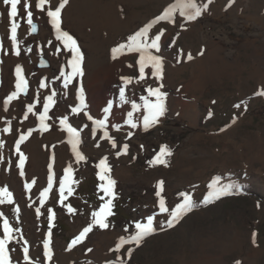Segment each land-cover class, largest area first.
I'll return each mask as SVG.
<instances>
[{
	"label": "rangeland",
	"instance_id": "374dc122",
	"mask_svg": "<svg viewBox=\"0 0 264 264\" xmlns=\"http://www.w3.org/2000/svg\"><path fill=\"white\" fill-rule=\"evenodd\" d=\"M30 2L38 30L30 31L22 0L16 21L21 52L17 56L10 39V6L0 0V188L6 187L13 197V203L5 200L0 204V238L5 218L20 230L13 233L16 239L8 245L14 264H26L24 246L29 248L33 264H119L120 260L125 264H264V96L256 95L264 89V0H213L195 21H184L178 13L176 24L161 21L150 36L154 38L158 30L164 32L160 51L153 50L163 58V80L153 77L147 67L145 79L139 82V54L125 52L113 59L112 49L127 43L128 37L175 0H68L61 12V27L84 54V75L67 89L63 77H57L61 71L70 72L67 61L72 54L55 39L46 14L49 5L41 12L35 8V0ZM50 3L54 10L59 0ZM189 52L194 57L190 61L186 58ZM18 65L28 81L27 92L5 105L16 90ZM121 77L133 78L125 88L127 102L119 99V89L124 86ZM41 83L46 86L41 88ZM161 83L160 91L167 93V111L145 131V109L134 111L132 102L143 105L146 89ZM81 84L87 107L73 113L72 108L79 107ZM53 91L55 103L45 120L49 128L44 131L38 117ZM149 99L155 101V97ZM110 101L112 108L106 114ZM237 104L241 106L235 107ZM28 105L33 106L32 112ZM129 112L136 128L126 122ZM87 114L94 120L107 115L106 126L96 128ZM65 116L80 134L77 150L85 160L77 162L68 143L66 127L60 124ZM8 127L10 132L3 131ZM29 130L31 136L20 145L27 157L21 176L15 144ZM105 131L116 141L115 148ZM124 144L129 145L126 154ZM163 145L174 147L167 166L141 162L158 154ZM104 158L110 168L105 175L116 181L119 214L106 219L107 229L94 225L82 242L72 246L92 223V213L105 203L104 195L95 194L101 181L97 165ZM69 165L73 169L72 193L65 188L61 203L60 182ZM49 175H53L52 188L45 198L41 193L48 187ZM217 177L220 185L234 183L243 193L204 204L211 191L209 184ZM33 180L31 190L25 188ZM161 180L169 210L182 202L181 192L192 196L195 204L171 228L166 224L168 213L159 212L156 193ZM69 205L75 211L69 212ZM149 215L156 217V232L139 246L126 244L115 251L120 238L134 235L135 223H146ZM49 229L51 261L43 255ZM129 248L133 249L130 259L126 255Z\"/></svg>",
	"mask_w": 264,
	"mask_h": 264
},
{
	"label": "snow or ice",
	"instance_id": "6c2138e0",
	"mask_svg": "<svg viewBox=\"0 0 264 264\" xmlns=\"http://www.w3.org/2000/svg\"><path fill=\"white\" fill-rule=\"evenodd\" d=\"M4 5L10 6V11L8 12V17L10 19V39L15 47V55L19 56L21 54L20 47L18 43V28L20 25L16 22L19 9L18 6L22 4V0H2ZM213 0H207V3H200L199 0H175V3L170 4L162 14L158 15L155 19L148 22L144 27H142L139 31H137L134 35H131L128 37L127 43L119 44L117 47H114L112 49V58L117 59L118 54L122 55L125 52L128 53H138L139 57L137 60V63L139 65V80L145 79V68L151 67L152 73L151 75L153 77L158 78L159 80H163V58L159 55L153 54V50L155 52L160 51V41L161 36L164 35L163 30H158V34H154L153 36H150V32L153 29V27L157 24H159L161 21H167L170 24H176L177 23V13L179 17H182L184 21L192 22L195 21L197 18H199L203 12L207 9L208 5L211 4ZM234 2V0H233ZM68 3V0H59L58 6H56L53 10V7L51 6L50 0H35V8L39 9L41 12L45 11V6L49 5L47 8L46 14L47 17L50 18V23L52 28L55 30V39L64 46L65 49H67L72 55L71 58L67 61L68 67L71 69L70 72L61 71L60 76L57 77L59 79L60 77H63V88L67 89L69 87V84L73 82V80L76 77H83L84 71H83V61H84V54L80 50V47L77 43V41L71 36L67 31L62 30L61 27V12L62 9L66 6ZM23 8L26 12V20L27 24L30 26V31L32 33L37 32V24L33 21V11L29 10L32 8V4L30 0H24ZM184 30H186L184 24L180 25ZM3 49V42L0 40V50ZM28 52H31L32 49L28 48ZM200 55H203V52L199 53ZM183 50H179V56L183 57ZM187 60H192L194 57L189 52L187 54ZM2 62V61H0ZM179 62V60H178ZM131 67V65H129ZM16 83H15V91H13L10 95H8L7 99L5 100V105L9 104L11 101L18 99L19 95L21 93L27 92L28 88V81L25 78L23 74V68L21 66H17L16 68ZM124 86L120 87L119 89V99L121 102H127L125 97V88L127 85L131 84L133 81V78L130 77H121ZM41 88H44L46 85L44 83H41L39 85ZM163 87V84L161 83L159 87L153 89L152 87H148L146 91L148 92V96H142L141 99L143 100V105L136 104L135 102H132V108L134 111H139L141 107L145 109V114L143 116V128L145 131L149 129L150 126H154L155 124L159 123L160 117L164 116L167 108H166V97L167 93L161 92L160 88ZM56 93L55 91L52 92L51 95H48L46 98V103L43 105V113L39 115V121H40V128L44 131H47L49 128V125L45 123L46 119H49L48 112L50 107H52L55 103L54 97ZM256 95L264 96V89L258 91ZM149 97H155V101L149 99ZM78 99H79V107L72 108L73 113H79L82 109H85L87 107L85 103V95L83 86L81 84V87L79 88L78 93ZM215 103V101H213ZM241 105L237 104L235 107L239 108ZM112 108V102L110 101L108 106L104 109V112L106 114H110V110ZM246 108V105H245ZM7 110V108H5ZM28 112L33 111V106L28 105ZM88 115L89 120H93L94 125L96 128H104L106 126L107 121V115L104 119L101 120H94L93 117L90 114ZM211 115V113H209ZM133 113H128V119L127 123L132 127L136 128L138 125L136 122L132 119ZM25 119H27V115H25ZM68 118L67 116L63 117L60 120V124L64 125L66 127V130L68 132V143L72 146V151L75 153L77 162L81 160H85L86 157L77 150V145L80 143L79 139V132L76 128L72 127L67 122ZM10 123V122H9ZM232 123H235V119H233ZM87 126V125H85ZM118 128V126H117ZM225 129H221V131H224ZM5 132H10L11 128H5L3 129ZM95 131V129H93ZM32 130H29L27 135H20L19 140L16 142L15 147L16 151L19 153V168H20V175H24V165L25 161L27 160V157L23 154V152L20 151V145L28 139L29 136H31ZM104 136L111 140L112 147H116V141L108 135V132H104ZM3 146V141H0V147ZM143 147V146H141ZM129 148L128 144L123 145V153L126 154L127 150ZM118 155L120 153H117ZM171 150L168 148L167 145H163L160 148L159 153L154 157L153 160L149 161L151 165L156 164H163L167 166L168 161L165 159V157L170 156ZM97 167L100 169V172L98 173L99 179L101 181L107 180V184L101 183L99 185L100 189L109 197L112 199L115 198L114 193V187L116 184V181L107 177L105 173L110 172V168L106 163V158L101 159ZM65 174L63 177V180L60 182V196H61V203H63L64 200V192L65 188H67L68 193H72V188L70 187V181L72 179L73 175V169L71 165L68 166L65 170ZM52 182H53V175H49L48 177V187L44 189V191L41 193L42 197H47L49 190L52 188ZM35 184V180H33L31 183H26L25 188L31 190L33 185ZM220 177H217L214 179L210 184L209 188L211 191L208 192L207 196L204 198L203 203L208 204L210 202H214L215 200L220 199L223 196H229L233 194H240V186L234 184V183H228L225 185H220ZM158 191L156 193L157 197H159V212L160 213H168L169 218L166 220V224L168 228L174 227L179 221L189 212H191L194 207V201L192 196H190L186 192H181L179 195L183 197V200L181 203H177L175 207L172 210H169V208L166 206V201L162 193L164 192V181H159L157 184ZM103 199V197H101ZM112 199H109L107 202L101 205L98 211H94L92 213V223H90L87 227L83 229V231L80 233V235L74 239L71 244L72 246H75L78 242H82L83 238H85L86 234L92 231L94 225H98L101 229H107L109 227V224L106 223V218L109 215H112ZM5 200L8 203H13V197L12 193L5 187L0 188V204L4 203ZM43 202V201H42ZM19 208H15V212L19 213ZM68 211L73 212L75 211L70 205L68 206ZM37 214L40 213V209H36ZM3 213H0V216H2ZM54 217V213L52 214ZM156 217L155 215H149L146 218V223L144 222H136L135 223V234L130 235L127 239L124 237H121L119 240V243L116 245L115 251L119 252L124 245L126 244H135L136 246H139L145 237L153 234L156 232V227H154V221ZM163 227V225L161 226ZM20 231L19 229H14L10 226V223L8 219L3 220V238H0V264H14L12 257L10 256L8 245L10 241L16 239V237L13 235L14 232ZM51 229L48 231V239L44 241L43 248L44 253L43 255L49 260H52L53 252L51 248ZM256 233H253V243H256ZM24 245L28 244L27 240H24ZM89 252L92 251V249H88ZM133 249L129 248L127 250V257L130 259L132 255ZM23 260L26 262V264H33L32 259L29 256V248L27 246L23 247ZM16 264H19L17 261ZM114 264V262H113ZM119 264H125L123 260H120ZM237 264H240V262H237Z\"/></svg>",
	"mask_w": 264,
	"mask_h": 264
},
{
	"label": "trees",
	"instance_id": "16d2710c",
	"mask_svg": "<svg viewBox=\"0 0 264 264\" xmlns=\"http://www.w3.org/2000/svg\"><path fill=\"white\" fill-rule=\"evenodd\" d=\"M168 148L171 150V153L173 152V148L174 147H171V146H168ZM157 154H154V155H151V156H149V157H147V158H142L141 159V162H145V166L146 165H150V163H149V161H151V160H153L154 159V157L156 156ZM169 158V156H167V157H165V159L167 160ZM143 160V161H142ZM147 160V161H146ZM138 163H139V161H138ZM137 164V163H136ZM101 183H104V184H107V180H105V181H100L99 182V184L97 185V188H98V193L96 192L95 194L97 195V196H103L104 195V199H105V202H107L109 199H112L111 197H109V196H107L101 189H100V187H99V185L101 184ZM92 187H94L95 186V184H92L91 185ZM243 188L242 187H240V193H243ZM92 196V195H91ZM224 197V196H223ZM222 198V197H221ZM216 201V200H215ZM118 199L115 197L114 199H112V204H113V207H112V209H111V211H112V215H109L106 219L107 220H110V219H114V217L116 216V215H118L119 214V210H117L116 209V207H117V205H118ZM211 203V202H210ZM209 204V203H208Z\"/></svg>",
	"mask_w": 264,
	"mask_h": 264
}]
</instances>
